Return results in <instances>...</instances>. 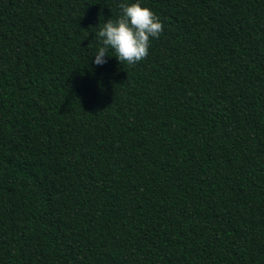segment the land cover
Returning a JSON list of instances; mask_svg holds the SVG:
<instances>
[{
    "label": "trees",
    "instance_id": "1",
    "mask_svg": "<svg viewBox=\"0 0 264 264\" xmlns=\"http://www.w3.org/2000/svg\"><path fill=\"white\" fill-rule=\"evenodd\" d=\"M0 264H264V0H0Z\"/></svg>",
    "mask_w": 264,
    "mask_h": 264
},
{
    "label": "clouds",
    "instance_id": "2",
    "mask_svg": "<svg viewBox=\"0 0 264 264\" xmlns=\"http://www.w3.org/2000/svg\"><path fill=\"white\" fill-rule=\"evenodd\" d=\"M120 15L98 24V36L101 45L94 54V63L102 66L107 61L109 49L123 65L134 66L149 55L151 40L159 38L163 31L160 18L139 2L118 4Z\"/></svg>",
    "mask_w": 264,
    "mask_h": 264
}]
</instances>
